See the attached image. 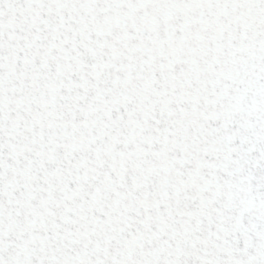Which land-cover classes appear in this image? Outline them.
<instances>
[{"label":"snow or ice","instance_id":"snow-or-ice-1","mask_svg":"<svg viewBox=\"0 0 264 264\" xmlns=\"http://www.w3.org/2000/svg\"><path fill=\"white\" fill-rule=\"evenodd\" d=\"M0 264H264V0H0Z\"/></svg>","mask_w":264,"mask_h":264}]
</instances>
